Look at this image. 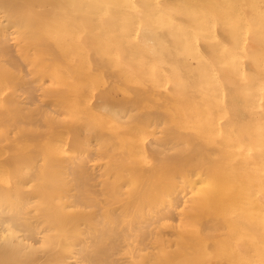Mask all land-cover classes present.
<instances>
[{"label":"bare ground","instance_id":"6f19581e","mask_svg":"<svg viewBox=\"0 0 264 264\" xmlns=\"http://www.w3.org/2000/svg\"><path fill=\"white\" fill-rule=\"evenodd\" d=\"M237 1L0 0V264H264V3L240 38ZM211 192L254 213H187Z\"/></svg>","mask_w":264,"mask_h":264},{"label":"rangeland","instance_id":"374dc122","mask_svg":"<svg viewBox=\"0 0 264 264\" xmlns=\"http://www.w3.org/2000/svg\"><path fill=\"white\" fill-rule=\"evenodd\" d=\"M255 2H256V4H258L259 1L254 0V2H253V0H252L250 2H247V3H249V5L250 4L254 5V7L253 6L250 7L251 11H253L251 13H254L256 11L255 6L261 7V5H263V3H264L263 1H261L262 4L259 3L258 5H255ZM239 3H243V4L245 3V4L243 5V8H242V5H238L241 8L237 7V5H236V7H235L236 9H234V12H235V10L245 12L244 6L247 5L246 7H248V4L245 1L244 2L243 1L242 2H239V1L235 2V4H239ZM232 5L234 6V2L232 3ZM237 8H239V9H237ZM258 9H259V7H258ZM247 10L248 9L246 8V11ZM259 10L255 12L258 15L262 11L261 9H259ZM237 11L235 12V14H237V15L232 14L231 16H229L226 19L227 24H228L227 27L230 28V26L236 25L238 28V37L243 38L244 35H246L245 31L250 28L248 25V23H249L248 19L250 18V16H248L247 13L243 14V12L241 14H238L240 12H237ZM247 12H249V11H247ZM251 19L259 20V22H261L262 25L264 26V16H256V15L253 16L252 15ZM183 20L184 19L179 20V23L181 26H184L186 24V21H183ZM232 51H238V50H236L234 48V49H232ZM246 61H247V59H246ZM194 78L195 77L190 76L187 78L186 82L188 84H192V82H196V80H194ZM252 80L255 81L256 79L253 78ZM257 84H263L264 85V76L258 75ZM239 85L240 84H238V83L235 84L236 88H234V91H233L234 94L240 95V90L237 87ZM195 111H196V108L194 105L186 106L185 111L181 110V118H182V130H181L182 131V134H181L182 135V143L180 146L181 154H182V157H184L186 159L188 164L191 162L195 163V164L197 163V166L201 167V168H203L204 165L205 166H209V165L212 166V162L210 160V154L211 153H218L217 149L218 148L221 149L222 145L219 142H216L212 139H210V140L206 139L205 137L202 136V130H201L200 124L195 123L192 120V116H193ZM197 185H196L197 186L196 188H199L201 186V184L199 182ZM194 192H195V190H194ZM189 195H190V193L187 196H189ZM195 196L199 198L198 200L194 201L197 205L194 204L195 208L194 209L189 208L187 210V213L191 216H195L197 219H200V220H212V221L232 220V219H237V217H231L234 214L254 213L253 209L244 208V207L243 208L224 209L218 203L215 202L212 192L207 195V198L205 201H202L201 198L199 196H197V194H195ZM237 196H240V195L234 194V196H233L234 199H236L235 197H237ZM236 202H237V199H236V201L233 200V203H236ZM235 206H236V204H235Z\"/></svg>","mask_w":264,"mask_h":264}]
</instances>
